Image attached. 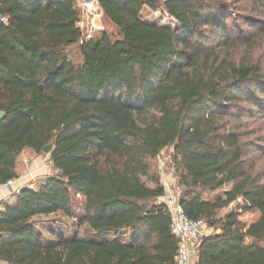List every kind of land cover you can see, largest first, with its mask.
<instances>
[{"label":"trees","instance_id":"1","mask_svg":"<svg viewBox=\"0 0 264 264\" xmlns=\"http://www.w3.org/2000/svg\"><path fill=\"white\" fill-rule=\"evenodd\" d=\"M97 1L113 42L104 32L82 41L76 0H0V187L47 145L57 173L0 203V262L175 264L170 217L155 204L163 187L143 181L171 147L183 213L218 230L195 264H264V64L252 55L264 24L229 34L215 0ZM143 8L178 27L142 21ZM77 43L75 65L65 49ZM228 184L212 201L197 192ZM249 212L258 218L246 226ZM55 214L78 217L89 236L46 242L32 221Z\"/></svg>","mask_w":264,"mask_h":264},{"label":"rangeland","instance_id":"2","mask_svg":"<svg viewBox=\"0 0 264 264\" xmlns=\"http://www.w3.org/2000/svg\"><path fill=\"white\" fill-rule=\"evenodd\" d=\"M217 3L222 4L228 9V33L232 35L237 34L240 36L241 31L243 34L248 35L250 31L253 33L258 32L259 25L255 27V30H251L249 27V22L259 23L260 25L264 24V6L258 5L256 2L253 3V0H215ZM76 8H78V1L76 0ZM81 12V11H80ZM81 16V13H80ZM141 20L157 26L169 27L171 29H176L178 25L175 23L173 19H171L166 13L162 11V9H157V11H151L148 8H143L141 11ZM249 21V22H248ZM100 28L95 34L99 35L102 32L107 34L110 40L113 42L119 39V31L107 22L105 18L102 19L101 22L97 23ZM79 44H74L65 49V55L73 64L78 65L81 63V56L78 50ZM255 51L253 52V60L260 61L264 64V37L261 38L260 41L257 42L255 46ZM239 55V54H238ZM264 66V65H263ZM259 118V117H258ZM259 124V123H257ZM264 125V121H262ZM258 126L255 125L254 129ZM255 137H253L254 140ZM255 141V140H254ZM165 158L168 160V164H170V168L165 172L171 173L174 179H177L176 173L174 170V159H173V148H166L160 152L158 157L149 160L150 173L147 178H143L146 186L154 187V179L159 180V184L162 186L165 178H163V172L159 169L158 159ZM56 171L53 169L51 162L49 161V155L42 153L39 157L33 160L27 161V168L23 175L20 177L22 183L27 188L35 189L42 183L46 178L56 176ZM232 184H228L223 188L215 191L209 192L207 190H197V192L201 195L202 199L207 201H212L218 196H221L225 191L230 190ZM176 188V187H175ZM179 195H181L182 189L178 186ZM73 206L76 209L82 203V199L79 196H73L72 198ZM1 203V202H0ZM241 202H236L232 204L225 210H222L218 214L219 217H223L227 213L231 211H236L238 206H241ZM76 213H78L76 211ZM258 218V214L256 212L242 213L239 214V220L245 224L246 226L250 223L254 222ZM36 231L41 234L46 242L53 241L57 233H63L65 237L74 236L79 239H84L89 236L86 226H78V217L74 218H65L61 214H55L47 217H36L32 221ZM208 227V226H207ZM209 233H215L218 230L214 228H209ZM54 230V231H53ZM53 231V232H52ZM119 239L121 241L128 240V234L119 235L115 237L113 235H109L105 237L107 240Z\"/></svg>","mask_w":264,"mask_h":264},{"label":"built area","instance_id":"3","mask_svg":"<svg viewBox=\"0 0 264 264\" xmlns=\"http://www.w3.org/2000/svg\"><path fill=\"white\" fill-rule=\"evenodd\" d=\"M78 7L81 11V16L77 23V28L81 32L82 41L89 40L100 29L97 23L104 18L103 13L97 0H90L89 2L78 1ZM158 166L163 172V178H165L162 184L164 195L157 198L155 204L165 207L169 214L170 231L177 240L175 264H195V254L199 243L211 233H209L204 221H192L183 213L179 202L178 181L172 177L171 173L165 174L170 168L168 160L159 158ZM21 180V178L9 180L3 187L11 189L12 194H18L23 188H27ZM238 201L241 202L240 199ZM261 246L264 251V242Z\"/></svg>","mask_w":264,"mask_h":264},{"label":"crops","instance_id":"4","mask_svg":"<svg viewBox=\"0 0 264 264\" xmlns=\"http://www.w3.org/2000/svg\"><path fill=\"white\" fill-rule=\"evenodd\" d=\"M12 194L11 189L0 187V202L5 201Z\"/></svg>","mask_w":264,"mask_h":264},{"label":"water","instance_id":"5","mask_svg":"<svg viewBox=\"0 0 264 264\" xmlns=\"http://www.w3.org/2000/svg\"><path fill=\"white\" fill-rule=\"evenodd\" d=\"M77 1H80V2H89L90 0H77ZM50 148H51L50 145H47L46 147H44V149H43V153H44V154H48L49 151H50ZM0 264H4V263H1V262H0Z\"/></svg>","mask_w":264,"mask_h":264}]
</instances>
